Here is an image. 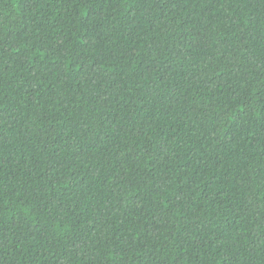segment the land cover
I'll return each instance as SVG.
<instances>
[{
	"label": "trees",
	"instance_id": "1",
	"mask_svg": "<svg viewBox=\"0 0 264 264\" xmlns=\"http://www.w3.org/2000/svg\"><path fill=\"white\" fill-rule=\"evenodd\" d=\"M0 264H264V0H0Z\"/></svg>",
	"mask_w": 264,
	"mask_h": 264
}]
</instances>
